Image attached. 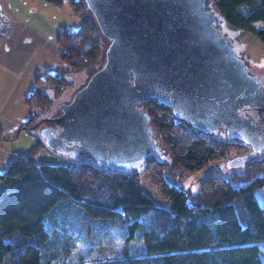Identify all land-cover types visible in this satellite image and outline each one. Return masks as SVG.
Segmentation results:
<instances>
[{
    "label": "trees",
    "instance_id": "trees-1",
    "mask_svg": "<svg viewBox=\"0 0 264 264\" xmlns=\"http://www.w3.org/2000/svg\"><path fill=\"white\" fill-rule=\"evenodd\" d=\"M45 1L61 6L64 0ZM208 2L227 26L251 33L264 44V0ZM72 5H80L82 23L77 29H62L57 38L59 58L69 70L47 73L35 81L26 97L31 110L47 108L54 96H61L74 83L71 77L102 64L107 44L102 45L83 0ZM256 23L263 25L255 28ZM143 109L156 135L165 140L175 170L198 173L223 160L231 148L245 151L238 141L224 142L192 128L155 99L145 102ZM30 122L25 129L38 136L44 122L33 126ZM41 143L39 139L33 154ZM158 156L149 157L143 169L167 207L156 206L142 191L136 171L102 169L86 160L36 163L32 156L13 159L0 174V180L11 177L20 183L0 195V264H56L78 240L94 245L85 234L92 231L97 238L104 227L111 230L110 235L138 247L135 254L116 264H264V206L256 197L264 186V155L247 162L244 181L238 182L233 174L211 175L194 195L166 181L165 162ZM115 226L117 230L112 231Z\"/></svg>",
    "mask_w": 264,
    "mask_h": 264
},
{
    "label": "water",
    "instance_id": "water-1",
    "mask_svg": "<svg viewBox=\"0 0 264 264\" xmlns=\"http://www.w3.org/2000/svg\"><path fill=\"white\" fill-rule=\"evenodd\" d=\"M83 2L107 46L100 67L46 120L55 125L40 130L46 148L102 169H143L158 151L143 109L155 99L199 132L224 129L264 155V86L208 0Z\"/></svg>",
    "mask_w": 264,
    "mask_h": 264
},
{
    "label": "crops",
    "instance_id": "crops-1",
    "mask_svg": "<svg viewBox=\"0 0 264 264\" xmlns=\"http://www.w3.org/2000/svg\"><path fill=\"white\" fill-rule=\"evenodd\" d=\"M77 1L55 6L45 0H0V174L17 156L35 161L36 136L25 129L32 111L26 97L38 78L69 70L59 58L57 38L62 29L81 25L73 12L80 8L72 5ZM19 186L17 179L6 177L0 180V195Z\"/></svg>",
    "mask_w": 264,
    "mask_h": 264
},
{
    "label": "rangeland",
    "instance_id": "rangeland-1",
    "mask_svg": "<svg viewBox=\"0 0 264 264\" xmlns=\"http://www.w3.org/2000/svg\"><path fill=\"white\" fill-rule=\"evenodd\" d=\"M76 10H78L77 12L81 17L83 14L80 12V8H77ZM86 11L88 12L87 9ZM262 25V23H256L253 26L255 28H258ZM218 28L220 30L224 28L225 31L230 32V34L234 36L240 49L239 55L245 60L246 64L248 65L249 72H251V74H255L257 77L264 79V44L251 33L243 31L238 32L236 29H233L231 27L229 28V26L227 25H225L224 27L218 26ZM101 42L105 47L107 42L106 39H104V37L102 36ZM97 67L88 68L84 73L85 75L83 74L79 77H71L69 80H72L74 83L69 84V86L61 96L57 98L54 96V98L50 100V105L47 108L40 109L38 107H35L34 109H32V113L34 115L31 118L30 125L33 126L34 122L36 123L39 121H43L44 124H46L48 122L46 121L47 119H53L54 117L58 116L61 106L70 101L75 90H78V88H80L85 83V80L97 69ZM207 135L215 137L219 140H223L224 142L233 140L229 138L227 134H224L222 132L210 133ZM155 138L157 140L156 142L158 146L156 155H160L158 156L159 158H161L160 160L162 162H165L166 172L164 176L166 181L170 184L183 188L189 195H194L195 193L200 191L206 179L211 175L228 177L229 175L233 174V178L237 177L239 180L238 182L244 181L242 176L244 174H248L249 171V169H246L247 167L244 166L249 160L259 159L263 155L260 153H254L251 154L248 159H244V156L249 155L250 148L244 146L245 151L241 153L236 152L231 148L227 156L223 160L210 163L201 172L187 174L185 172H182L181 170H175L171 167L170 161L168 159V151L166 150L164 144L165 140H163L160 135H156ZM38 140L39 136H36L34 138L33 144H36ZM41 144V147L38 145L39 147L35 150L34 159L36 163H67L68 161L73 160L72 158L70 159L69 156L63 155V153L61 154V152L56 153L55 151L46 148L45 146L43 147L44 143ZM242 144L244 145V143ZM241 160H243V162H241ZM237 162L241 163L237 164ZM141 168L140 170L138 169L136 171L142 191L152 199L156 206L167 207L165 199L161 196L157 189L158 186L154 182H152L151 175L147 172V170H142ZM256 197L259 203L264 206V186L256 191ZM236 211L240 220L242 221L241 213L237 205ZM106 230L107 227H104V229H102V232L99 230L98 232H101V234H99L97 238L95 235H93L92 231L89 234L84 233L89 242L94 243V245L90 246L89 243H84L81 240H78L76 243H73L72 249L67 253V255H60V257L56 260V264H116L118 261L124 260L125 258H128L137 252L138 247H136V244L127 243L122 238L110 235L111 230ZM116 230L117 227L115 226V230L112 231ZM94 239L97 241H95Z\"/></svg>",
    "mask_w": 264,
    "mask_h": 264
},
{
    "label": "flooded vegetation",
    "instance_id": "flooded-vegetation-1",
    "mask_svg": "<svg viewBox=\"0 0 264 264\" xmlns=\"http://www.w3.org/2000/svg\"><path fill=\"white\" fill-rule=\"evenodd\" d=\"M247 68H248V65H247ZM248 71H249V70H248ZM249 73L251 74V72H249ZM251 75L257 77L255 74H251ZM257 78L260 80L261 84L264 86V79H262V78H260V77H257ZM51 116H52V115H51ZM51 116H50V117H51ZM53 116H55V115H53ZM50 124H52V123L47 122L46 124H43V125L40 127V130L43 129L45 126H51ZM54 125H55V124H52V126H54ZM223 131H224V129H219V130H218V132H223ZM260 140H261V138H260ZM244 146L250 148L249 155L255 153V152H253L252 148H251L249 145L244 144ZM260 148H262V147H260ZM246 152H247V151H246Z\"/></svg>",
    "mask_w": 264,
    "mask_h": 264
},
{
    "label": "built area",
    "instance_id": "built-area-1",
    "mask_svg": "<svg viewBox=\"0 0 264 264\" xmlns=\"http://www.w3.org/2000/svg\"><path fill=\"white\" fill-rule=\"evenodd\" d=\"M17 157H21V156H17Z\"/></svg>",
    "mask_w": 264,
    "mask_h": 264
}]
</instances>
